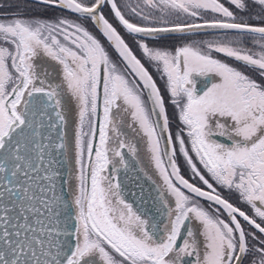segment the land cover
Masks as SVG:
<instances>
[{"label": "snow or ice", "instance_id": "obj_1", "mask_svg": "<svg viewBox=\"0 0 264 264\" xmlns=\"http://www.w3.org/2000/svg\"><path fill=\"white\" fill-rule=\"evenodd\" d=\"M5 8L0 264H264V0Z\"/></svg>", "mask_w": 264, "mask_h": 264}, {"label": "rangeland", "instance_id": "obj_2", "mask_svg": "<svg viewBox=\"0 0 264 264\" xmlns=\"http://www.w3.org/2000/svg\"><path fill=\"white\" fill-rule=\"evenodd\" d=\"M8 9L7 8H5V9H0V11H7Z\"/></svg>", "mask_w": 264, "mask_h": 264}, {"label": "flooded vegetation", "instance_id": "obj_3", "mask_svg": "<svg viewBox=\"0 0 264 264\" xmlns=\"http://www.w3.org/2000/svg\"><path fill=\"white\" fill-rule=\"evenodd\" d=\"M6 2H7V0H6ZM126 39H127V37H126ZM129 43H131V40L129 39ZM150 71H151V69H149ZM227 195V194H226Z\"/></svg>", "mask_w": 264, "mask_h": 264}]
</instances>
